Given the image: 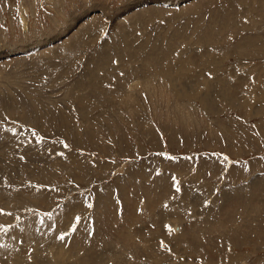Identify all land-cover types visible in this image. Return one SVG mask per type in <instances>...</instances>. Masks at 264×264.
Segmentation results:
<instances>
[{"label": "rangeland", "instance_id": "374dc122", "mask_svg": "<svg viewBox=\"0 0 264 264\" xmlns=\"http://www.w3.org/2000/svg\"><path fill=\"white\" fill-rule=\"evenodd\" d=\"M0 264H264V0H0Z\"/></svg>", "mask_w": 264, "mask_h": 264}, {"label": "snow or ice", "instance_id": "6c2138e0", "mask_svg": "<svg viewBox=\"0 0 264 264\" xmlns=\"http://www.w3.org/2000/svg\"><path fill=\"white\" fill-rule=\"evenodd\" d=\"M65 147H67V145H65ZM179 190V189H178ZM89 207H91V205H89ZM61 240H64L65 239V237L63 236V235H61L60 237H59ZM166 247V246H165Z\"/></svg>", "mask_w": 264, "mask_h": 264}, {"label": "bare ground", "instance_id": "6f19581e", "mask_svg": "<svg viewBox=\"0 0 264 264\" xmlns=\"http://www.w3.org/2000/svg\"><path fill=\"white\" fill-rule=\"evenodd\" d=\"M6 62H7V61H6ZM212 106H213V105H212ZM212 109H213V108H212ZM212 109H211V110H212Z\"/></svg>", "mask_w": 264, "mask_h": 264}]
</instances>
